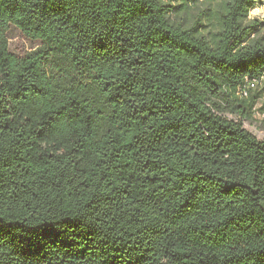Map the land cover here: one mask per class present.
Returning <instances> with one entry per match:
<instances>
[{
	"label": "trees",
	"instance_id": "obj_1",
	"mask_svg": "<svg viewBox=\"0 0 264 264\" xmlns=\"http://www.w3.org/2000/svg\"><path fill=\"white\" fill-rule=\"evenodd\" d=\"M258 1L0 0V264H264Z\"/></svg>",
	"mask_w": 264,
	"mask_h": 264
},
{
	"label": "rangeland",
	"instance_id": "obj_2",
	"mask_svg": "<svg viewBox=\"0 0 264 264\" xmlns=\"http://www.w3.org/2000/svg\"><path fill=\"white\" fill-rule=\"evenodd\" d=\"M250 18L264 21V0H259L256 3L255 8L250 12ZM8 37L11 52L20 58L26 56L29 52L37 50L42 45V41L28 38L14 25L10 27ZM261 87L252 94L261 91ZM225 116L232 120H240L238 114L231 112L225 113ZM243 125L258 139L264 140V91H262V97L259 98L253 109L252 117L244 120Z\"/></svg>",
	"mask_w": 264,
	"mask_h": 264
},
{
	"label": "built area",
	"instance_id": "obj_3",
	"mask_svg": "<svg viewBox=\"0 0 264 264\" xmlns=\"http://www.w3.org/2000/svg\"><path fill=\"white\" fill-rule=\"evenodd\" d=\"M260 87L262 88L261 91H264V75H262L260 79L246 78L245 84L239 88L237 94L242 99H248L251 93L258 90Z\"/></svg>",
	"mask_w": 264,
	"mask_h": 264
}]
</instances>
